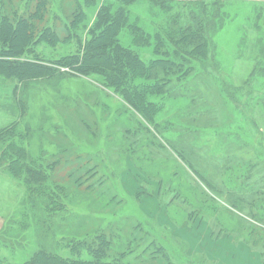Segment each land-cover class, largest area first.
Wrapping results in <instances>:
<instances>
[{"label":"rangeland","instance_id":"rangeland-1","mask_svg":"<svg viewBox=\"0 0 264 264\" xmlns=\"http://www.w3.org/2000/svg\"><path fill=\"white\" fill-rule=\"evenodd\" d=\"M163 2L169 8L163 14L145 3L134 11L151 19L172 16V9L194 11L214 40L207 42L208 57L198 60L207 69L152 93L159 109L154 126L148 128L99 77L50 64L73 47L43 50L46 62L36 65L52 69L50 78L20 83L0 76V131L17 122L27 128L21 145L35 162L31 168L53 183H34L44 195L31 194L0 170V264H23L41 250L73 258L71 242H99L96 235L114 233L121 241L109 259L131 251L122 264H168L157 247L189 253L193 238L225 264L227 237L262 254L264 264V193L247 198L250 188L243 186L240 197L230 189L237 176L248 185L264 177V0ZM76 5H60L69 23L80 13ZM47 15L34 23L46 26ZM87 19L79 21L81 28ZM50 21L64 40L65 24ZM245 219L250 226L242 227ZM81 256L89 258L84 249Z\"/></svg>","mask_w":264,"mask_h":264},{"label":"trees","instance_id":"trees-1","mask_svg":"<svg viewBox=\"0 0 264 264\" xmlns=\"http://www.w3.org/2000/svg\"><path fill=\"white\" fill-rule=\"evenodd\" d=\"M12 1L15 2L0 0V57L12 58L0 62V76L5 80L22 83L50 78L52 69L36 65V61L46 62L43 50L73 47L69 54L57 60H49L50 64L61 67L58 70L65 68L81 76L99 77L103 81V87L124 101L149 128L156 125L155 115L159 111L157 105L152 102V93L161 92L173 81L186 80L198 71L207 69L202 61L198 60L207 54V46L214 40V35L203 29L204 20L200 22L192 14V9L190 11L193 12L187 11L184 15H179L172 9V16L162 19L159 15H150L153 18L151 19L137 14L134 9L145 3L151 6L152 11L159 10L163 14L169 11L164 0H104L102 3L100 1L101 7L96 15L89 18L88 12L98 7V0H75L80 13L73 16L72 23H69L60 6L65 0H20L14 4ZM44 13H48L49 24L38 27L34 21L41 20ZM83 18H88V25L81 28L79 21ZM50 19L65 24L67 37L64 40L56 35ZM42 45L44 46L41 47ZM145 55H148L149 59H145ZM30 60L33 62L30 63ZM214 77L217 76L214 74ZM223 88L225 90V86ZM25 129L23 130L17 122L5 131H0V162L7 165L5 170L13 179L19 180L29 193L34 194L38 192L33 186L34 183H48L50 175L42 169L31 168V163L35 162L28 160L21 145L28 137L27 128ZM184 146L181 144V149H184ZM179 156L188 163V157L183 153ZM259 172L262 173L260 169ZM228 176L231 178L230 173ZM225 182L222 181L223 184ZM49 184L53 183L49 180ZM229 184L230 182L226 183L227 186ZM250 184L243 183L242 177L237 176L232 188H229L240 193L239 197L243 186L251 189L247 198L258 192L264 193V177H261V174L257 182ZM37 194L44 195L43 191ZM183 200H189L187 195ZM243 208L241 205V209ZM260 211L254 210L253 213ZM242 221V227L251 225L246 219ZM114 234L108 238L105 235H96L95 239H99V242H71L75 253L73 258L41 250L23 264H122L131 251L118 252L116 257L110 260L109 252H115L114 246L121 241V235ZM114 237L115 240H111ZM153 243L151 241V244ZM161 243L163 245V242ZM81 249L87 253L88 259L82 258ZM157 249L160 258L166 259L168 264H199L196 260L194 262V259L201 261L200 264H214L205 255L190 256L188 250H173L171 255L164 245ZM152 256L157 254L152 253Z\"/></svg>","mask_w":264,"mask_h":264},{"label":"crops","instance_id":"crops-1","mask_svg":"<svg viewBox=\"0 0 264 264\" xmlns=\"http://www.w3.org/2000/svg\"><path fill=\"white\" fill-rule=\"evenodd\" d=\"M0 170L6 176L8 175V173L5 172L4 169H0ZM1 222H2V217H0V223ZM193 239H197L199 241H197V240L193 241L192 239H190L191 245L193 247V248H191V250H189L188 254L190 256L196 255V254H203L207 258H209L210 260H212L211 258L216 260V261H214V262H216V264H217V262H218V264L220 263V261H221L220 255H217L216 252L212 253V251L209 249H201L203 247V245L200 246V244L202 243V242H200L201 240L198 238H193ZM193 243L195 244V249H194ZM210 243H213V242H211L209 239H207L206 244H210ZM209 247L210 246H208V248ZM213 249H216V248H213ZM225 252L231 253L229 255L225 254V264H262V260H261L262 254L256 253L251 248L246 246V243L237 242L232 237L231 238H228V237L225 238Z\"/></svg>","mask_w":264,"mask_h":264}]
</instances>
